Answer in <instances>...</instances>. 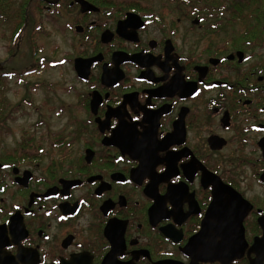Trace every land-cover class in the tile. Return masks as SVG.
Listing matches in <instances>:
<instances>
[{
	"label": "flooded vegetation",
	"instance_id": "flooded-vegetation-1",
	"mask_svg": "<svg viewBox=\"0 0 264 264\" xmlns=\"http://www.w3.org/2000/svg\"><path fill=\"white\" fill-rule=\"evenodd\" d=\"M33 11L34 61L3 71ZM259 17L264 0H0V90L12 76L42 73L51 23L73 37L65 56L85 86L76 98L86 115L78 156L65 141L46 166L33 139L0 150V264H221L183 250L219 184L251 205L246 244L229 264H252L264 216ZM1 105L0 122L10 107ZM226 149L233 169L219 161Z\"/></svg>",
	"mask_w": 264,
	"mask_h": 264
},
{
	"label": "rangeland",
	"instance_id": "rangeland-1",
	"mask_svg": "<svg viewBox=\"0 0 264 264\" xmlns=\"http://www.w3.org/2000/svg\"><path fill=\"white\" fill-rule=\"evenodd\" d=\"M32 13L28 18L27 31L18 47L15 50L13 48V55L7 60L3 71L19 73L33 63L34 58L31 56L33 51L28 40V33L40 17L35 11ZM47 28L51 30V34H44L40 38L43 46L42 56L45 57L42 73L22 78L18 75L12 76L11 79L6 80L5 87L0 91L2 92L0 102H8L10 106L6 110L7 118L0 122V150L14 149L19 141L29 142L33 139L44 147L43 166L47 165L51 157L52 160L60 156L56 147L60 141L69 144L72 142L68 144L71 156L81 154L84 132L80 128L83 125L81 121L86 118L79 104L80 99L76 98L78 91L83 90L85 86L76 79L70 60H67L65 56V49H69L68 44L73 37L70 32L60 34L53 25L51 26V23ZM2 29L0 27V32ZM58 43H61L60 49L53 55L51 51ZM0 46L2 47L0 59H2L7 54L2 42ZM260 52L262 51L258 50L257 54L259 55ZM49 60L53 61L52 65H48ZM79 119L82 120L78 122ZM31 134L34 137H31ZM37 149L38 147L33 144L31 151H37ZM65 149L67 150V145H63V151ZM231 150L226 149L219 155V161L224 168L233 169L231 161L226 159V155ZM261 193L259 192L257 196Z\"/></svg>",
	"mask_w": 264,
	"mask_h": 264
},
{
	"label": "water",
	"instance_id": "water-1",
	"mask_svg": "<svg viewBox=\"0 0 264 264\" xmlns=\"http://www.w3.org/2000/svg\"><path fill=\"white\" fill-rule=\"evenodd\" d=\"M76 67L79 75L86 77V68L81 64H77ZM223 201L227 202V209L224 211L218 208ZM250 209V203L239 193L231 188L227 192L224 186L219 184V187H215L214 199L205 213L200 230L189 240L183 249L184 252L193 259V262L218 260L221 264H229L233 258L240 255L237 253L239 249L235 251L234 249L242 250L246 244L242 221ZM258 220L263 229V236L256 239L251 247V251L257 254V258L251 260L252 264H262L264 261V216H260ZM260 248L263 251L261 254Z\"/></svg>",
	"mask_w": 264,
	"mask_h": 264
},
{
	"label": "trees",
	"instance_id": "trees-1",
	"mask_svg": "<svg viewBox=\"0 0 264 264\" xmlns=\"http://www.w3.org/2000/svg\"><path fill=\"white\" fill-rule=\"evenodd\" d=\"M263 21H264V17H259L256 19L252 18V25L253 26H259V23L263 22ZM254 24H256V25H254ZM0 79H1V77H0ZM2 114H3V105H1V102H0V118L2 117Z\"/></svg>",
	"mask_w": 264,
	"mask_h": 264
}]
</instances>
